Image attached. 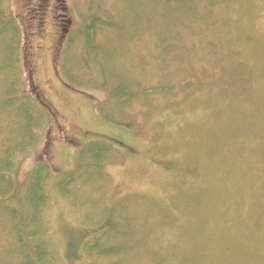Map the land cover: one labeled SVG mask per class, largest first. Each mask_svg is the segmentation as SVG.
I'll use <instances>...</instances> for the list:
<instances>
[{
    "label": "rangeland",
    "instance_id": "rangeland-1",
    "mask_svg": "<svg viewBox=\"0 0 264 264\" xmlns=\"http://www.w3.org/2000/svg\"><path fill=\"white\" fill-rule=\"evenodd\" d=\"M97 7L102 18L116 7L122 38L96 40L121 102L115 84L83 64L82 25ZM59 15L69 21L63 34ZM0 17L18 24L23 91L7 99L14 78L1 20L0 161L10 154L20 187L38 163L48 167L38 223L54 264L107 208L118 224L112 243L125 250L119 264H264V0H0ZM31 84L61 119L46 118L19 155L18 109L35 96ZM96 141L112 149L100 159L104 176L80 180L81 147ZM69 171L78 178L60 192ZM20 260L0 214V264Z\"/></svg>",
    "mask_w": 264,
    "mask_h": 264
},
{
    "label": "trees",
    "instance_id": "trees-1",
    "mask_svg": "<svg viewBox=\"0 0 264 264\" xmlns=\"http://www.w3.org/2000/svg\"><path fill=\"white\" fill-rule=\"evenodd\" d=\"M157 1V0H156ZM38 8V9H37ZM64 8V5H63ZM88 10H92L89 7ZM102 8L97 7V11L90 12V16L86 18L82 25L81 37L82 45H84L86 57L83 59V64L87 67L92 65L98 71L103 73L104 80L107 85L110 82L115 84L113 93L118 97L117 101L121 102L123 97L120 94L119 87L116 86L114 79L109 78L110 70L108 68L109 60L103 55L106 46L97 41V36L108 35L109 32H114V39L122 38L119 28L113 21L116 14V7L109 10V18L100 17ZM33 20L41 24L42 8L38 6L34 8ZM61 22L59 23V30L64 31V23L69 21L64 20L66 16L59 15ZM1 20H4L3 22ZM2 24H5L4 31L9 33V40L7 41L6 48L3 49V55L8 59L7 71L13 74L14 82L11 83L12 87L7 92V99L13 98L16 101L17 96L22 93L20 84V70L19 63V29H17V22L14 18L2 19ZM37 33H40L41 26L35 27ZM6 70V69H5ZM35 85L31 84L29 91H33ZM22 97V96H21ZM29 98V97H28ZM23 95L20 99L23 105V111L18 109L23 114V127L20 130V137L17 145L14 146L13 152L15 154L24 155L30 148L37 142L36 133L42 128L43 121L49 118L51 113L44 100L36 96ZM122 145V143L120 142ZM111 147L100 144V141L90 142L82 146L81 150V169L84 167L83 173L80 172V180H88L91 175L102 177L105 154L111 152ZM104 162V163H103ZM103 163V164H102ZM80 169V171H81ZM93 170V171H92ZM75 171L68 172L67 177L60 181L56 188L63 192L64 185L72 184L77 180ZM91 172H93L91 174ZM49 169L47 166L38 163L26 176L24 184L20 187L14 177V163L10 159V154L7 159L0 161V214L6 215L12 222L14 235L18 244V254L21 260L19 264H54L56 252L50 241V237L45 236L38 221L41 218L47 194L44 193V185L47 181ZM88 177H87V176ZM96 180V178L94 179ZM93 181V180H92ZM111 208H107L103 213V217L99 221L85 220L83 228L81 229L80 237L76 241L66 242V250L62 253L61 264H119L118 257L114 260L115 255L120 252L112 243L118 234V224L108 216H106Z\"/></svg>",
    "mask_w": 264,
    "mask_h": 264
},
{
    "label": "flooded vegetation",
    "instance_id": "flooded-vegetation-1",
    "mask_svg": "<svg viewBox=\"0 0 264 264\" xmlns=\"http://www.w3.org/2000/svg\"><path fill=\"white\" fill-rule=\"evenodd\" d=\"M38 87L39 86H35L34 87V95L37 97V98H39V99H42V100H44L47 104H45L47 107H48V109H49V111H50V113H51V115H50V117H51V119H52V122L54 123V126L56 125V127H59V123H60V117H59V113H57L54 109H53V107H52V105L50 104V102H49V100H48V98L47 97H45L44 95H43V93H42V91H41V89L39 90L38 89ZM51 131H54V130H52V128H51ZM57 131H59L58 129H57ZM51 142V141H50ZM49 142V143H50ZM53 142V141H52ZM50 148H51V146H50ZM49 150V149H48Z\"/></svg>",
    "mask_w": 264,
    "mask_h": 264
},
{
    "label": "bare ground",
    "instance_id": "bare-ground-1",
    "mask_svg": "<svg viewBox=\"0 0 264 264\" xmlns=\"http://www.w3.org/2000/svg\"><path fill=\"white\" fill-rule=\"evenodd\" d=\"M131 98H132V97H131ZM129 99H130V98H129ZM129 99H128V100H129Z\"/></svg>",
    "mask_w": 264,
    "mask_h": 264
}]
</instances>
